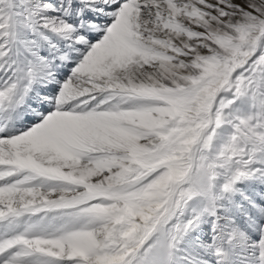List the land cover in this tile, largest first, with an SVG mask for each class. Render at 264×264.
Wrapping results in <instances>:
<instances>
[{"label": "snow or ice", "instance_id": "6c2138e0", "mask_svg": "<svg viewBox=\"0 0 264 264\" xmlns=\"http://www.w3.org/2000/svg\"><path fill=\"white\" fill-rule=\"evenodd\" d=\"M0 264H264V0H0Z\"/></svg>", "mask_w": 264, "mask_h": 264}]
</instances>
